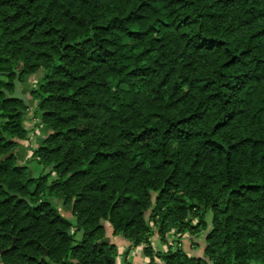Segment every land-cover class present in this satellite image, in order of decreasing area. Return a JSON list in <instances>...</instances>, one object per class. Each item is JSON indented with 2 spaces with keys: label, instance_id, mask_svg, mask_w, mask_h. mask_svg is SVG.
I'll return each instance as SVG.
<instances>
[{
  "label": "trees",
  "instance_id": "1",
  "mask_svg": "<svg viewBox=\"0 0 264 264\" xmlns=\"http://www.w3.org/2000/svg\"><path fill=\"white\" fill-rule=\"evenodd\" d=\"M0 77V264H264V0H0Z\"/></svg>",
  "mask_w": 264,
  "mask_h": 264
},
{
  "label": "rangeland",
  "instance_id": "2",
  "mask_svg": "<svg viewBox=\"0 0 264 264\" xmlns=\"http://www.w3.org/2000/svg\"><path fill=\"white\" fill-rule=\"evenodd\" d=\"M43 70H38L37 73H35L34 75H31L29 77H27L25 80H23V82H19V81H15V85L14 88L10 91H7V95L10 96H16V97H20L22 98L28 105H32V100H31V96H30V87L33 83L34 78L42 75ZM2 79H6L5 77H0ZM26 126L27 128L31 131L33 128V132L30 133V138H29V143L31 144V146H36V143H38V139L41 133V127H39L38 129L35 126V122L36 119H33V115H32V110L31 108L27 110L26 113ZM42 135V134H41ZM42 138V137H40ZM23 142V141H21ZM30 155L29 150H27L26 152H24L23 154H20L19 157V162H24L28 159ZM27 168H28V173L31 176L36 177L40 171H41V167L36 164L34 161H28L27 162ZM52 201L54 203V205L58 208L59 212L62 213V215L66 216L67 218H69L70 220H73L74 218L71 215V211H70V207L63 205L62 203V199L58 196L53 197ZM211 218H212V212L211 211H207L205 213L204 219L206 221L207 224V228L210 227V223H211ZM112 231H110V229H106V239L110 242H112V240L114 242H116V244L118 245V250H119V257L117 258V262L119 263V261L121 260L122 255L125 254V252L128 251L127 255L128 256V260L133 263V264H138L140 263L141 259L140 257H142L144 259V261L146 262V257L141 253V246L132 248V249H128L129 247V243L126 242L125 239H120V237H115V235L111 234ZM206 230H204L203 228H200L195 234H191V235H185L184 233L182 235H175L173 233V240L171 241L173 244V247H181L183 250L189 252L191 255H197V254H201L202 253V249H201V245L202 248H204L203 244H204V234H205ZM154 235L152 236L151 240H152V244L156 247V249L158 250H163L165 248V244H163L161 242V240L159 239V237L157 236L156 233H153ZM125 240V241H124ZM113 243V242H112ZM198 244L200 246H198Z\"/></svg>",
  "mask_w": 264,
  "mask_h": 264
},
{
  "label": "crops",
  "instance_id": "3",
  "mask_svg": "<svg viewBox=\"0 0 264 264\" xmlns=\"http://www.w3.org/2000/svg\"><path fill=\"white\" fill-rule=\"evenodd\" d=\"M33 103V102H32ZM111 231V230H110ZM111 234H113L112 232H111ZM115 237H120L119 235H115ZM120 239L122 240L123 238L122 237H120ZM125 241V240H124ZM112 242L118 247V245L116 244V242H114L113 240H112ZM126 242H128V241H126ZM129 243V242H128ZM119 248V247H118ZM199 255H202V253L201 254H197V256H199ZM128 256H129V254L127 255V259H129L128 258ZM140 259H141V261H140V263H138V264H144L145 263V261H144V259L142 258V257H140Z\"/></svg>",
  "mask_w": 264,
  "mask_h": 264
}]
</instances>
